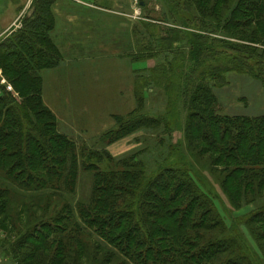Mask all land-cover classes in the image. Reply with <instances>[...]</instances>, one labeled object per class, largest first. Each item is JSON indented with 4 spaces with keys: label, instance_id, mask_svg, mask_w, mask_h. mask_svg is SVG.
Here are the masks:
<instances>
[{
    "label": "trees",
    "instance_id": "obj_1",
    "mask_svg": "<svg viewBox=\"0 0 264 264\" xmlns=\"http://www.w3.org/2000/svg\"><path fill=\"white\" fill-rule=\"evenodd\" d=\"M56 1L35 0L33 13L23 21V28L0 43L4 77L19 95L27 98L18 105L11 92L4 91L0 96V186L3 187H0V199L14 198L13 190L23 189L29 198L43 201L36 204L41 209L51 196V223L28 235L32 236V242L24 245L32 248L37 242L43 247L46 243L43 236H51V246L58 247L53 264H60L64 243L54 236L63 230L73 235L97 234L135 264H260L245 237L239 233L232 236L236 231L229 229L221 217L218 198L208 190L207 199L203 197L186 164L169 165L157 175L148 176L144 172L146 167L134 156L145 148L119 158L109 153L107 147L111 143L139 129L157 126L154 122L159 121L139 112V101L130 113L114 115L115 126L99 136L107 140L101 152L82 148L77 154L73 142L58 132V118L43 100L41 75L44 69L60 63V50L51 36ZM199 2L213 14L216 25L223 22L222 28L230 37L248 43L228 42L225 48H220L214 40L207 39L206 43L201 38H189L192 47L189 63L200 65L206 52L207 56L216 52L224 59L212 61L217 68L209 74L210 80L222 83L227 72L241 71L264 84V0H237L235 5L231 0ZM187 7L185 4L183 10ZM42 31L47 33L51 48L59 53L51 56V63L40 44L45 41ZM175 43L179 44V39H173L170 34L160 39V46L167 50ZM147 52L144 48L138 54ZM130 58L134 63V56ZM32 60L36 66L43 63L35 77L41 83L43 112L34 113L35 106H30L35 100L36 86L32 75L36 66L32 67ZM187 99H190L188 145L201 156H207L219 172L217 182L231 204L238 208L245 204L256 206L238 224L250 230L264 255V115H222L209 80L207 85L199 83ZM34 115L36 126L30 123ZM50 129L51 137H48ZM80 156L91 162H81ZM104 162L107 166L100 167ZM82 167L92 176L91 196L89 201L74 207L69 197L75 193ZM47 188L50 193L46 196ZM6 209V204L1 203L0 213L4 214ZM113 257L111 264L120 263L118 253ZM33 258V254L28 257Z\"/></svg>",
    "mask_w": 264,
    "mask_h": 264
},
{
    "label": "rangeland",
    "instance_id": "obj_2",
    "mask_svg": "<svg viewBox=\"0 0 264 264\" xmlns=\"http://www.w3.org/2000/svg\"><path fill=\"white\" fill-rule=\"evenodd\" d=\"M34 1L0 0V43L12 32H19L23 28V21L33 13L32 4ZM83 1L93 3L100 10L118 13L121 16V26L124 24L131 29L135 39L134 48L129 51L128 58L132 63L130 57L133 55L135 58L131 78L133 79L134 92L136 91L139 96L136 106L139 101L141 107L139 112L159 121L154 122L157 126L139 129L127 137L111 143L107 147L109 153L111 154L110 146L119 141L122 142L115 147V154H124L130 150L131 144H140V149H145L134 156L141 161L144 168L146 167L144 172L146 171L145 175L148 176L157 175L161 168L164 170L169 165L174 164L173 166L181 167L182 164H186L185 168L187 167V170H190L196 179L197 187L203 197L205 195L204 198L207 199L208 190L213 197L218 198L216 203L221 217L226 220L229 229L236 231L232 236H237L238 233L240 236H244L250 247L246 245L251 248L256 259L260 264H264V255L254 240L253 234L246 226L238 224V220L250 214L256 206L245 204L238 208L230 203L217 182L219 172L211 166L207 156H201L197 151H193L192 147L188 145L186 134L190 114V99H187V95L189 92H193L199 83L205 82L207 85V80L213 87L222 115L250 117L264 115V84L261 81L241 71L227 72L226 80L222 83L220 80H210L209 74L217 68V64L212 61L222 62L224 59L216 52L209 53V56L206 52L200 65L189 63L192 48L188 44L189 38H201L206 43L207 39L214 40L216 41L214 43L220 48H225L227 46L225 43L228 42L236 45H245L248 42L239 40L237 37H230L223 30L222 21L216 25L217 20L212 17L213 14L207 12V7L202 8L199 0H148L145 5H141V2L145 0ZM236 1L231 0V3L235 5ZM185 4L188 5L187 11L183 10ZM177 5H180L179 9ZM98 21H93L95 27L92 26V30L95 33L102 29ZM42 32L45 41H41L40 44L45 49L51 63V56L59 55V53L56 49L51 48L47 33ZM169 34L173 39L178 38L180 43H175L167 50L164 46H160V39ZM143 47L148 52L145 55L138 54L140 49L144 50ZM111 48L110 50H112ZM108 56L113 63L116 55L112 52ZM60 57L58 62L61 63L64 61L61 52ZM96 63L97 65L102 63L100 66L106 63L105 68L92 71L90 69V75L87 72L83 73V68L74 69L69 73L70 77L73 80H118L117 70L113 67L109 69L110 62L107 58L103 61L102 59L97 60ZM42 65L43 63L36 66L35 60H32V67L36 66L32 71L36 83L33 96L35 100L30 104L32 108L35 106L34 111L32 110L34 113L40 110L44 111L40 94L41 83L35 78L38 77L36 74H40ZM205 74L207 75L205 76ZM100 75H105V77H99ZM44 77L46 80L48 79L46 72ZM202 77L206 80H200ZM12 94L17 98L18 105L27 100L19 95L15 88ZM34 119H36L35 115L30 123L36 126L37 119L35 121ZM56 125L58 132L73 142L77 154L81 153L82 148L97 152L105 150L107 140H101L100 134L89 136L87 133L77 130L70 120L58 119ZM48 137H51V129ZM49 144L51 145V141ZM168 156L170 159L166 162ZM80 160L83 163L91 162L83 156H80ZM103 166H107V163L100 164V167ZM12 188L16 189V187ZM91 188L92 176L82 167L79 170L75 193L69 197L74 207H77L79 203L89 201ZM3 190L5 191V189ZM44 193L46 196L49 195L50 188H47ZM11 196L14 198L0 199V204L5 203L7 206L6 212L0 213V264H53L58 247L51 246V236H43L42 240L46 242L43 247L37 245V242L32 248L24 245V242H32L30 240L32 236L28 235L37 233L43 225L51 223V196L44 201L41 209L37 205L43 204V201L38 202V200L29 198V193L23 189L13 190ZM62 225H64V221ZM62 231H58L57 236H54L64 243V257L60 264H111L114 253H118L120 263L113 264H135L97 234L93 233L91 236L73 235ZM37 238L41 239V236ZM48 246L49 248L46 249ZM32 254L34 258L28 259Z\"/></svg>",
    "mask_w": 264,
    "mask_h": 264
},
{
    "label": "crops",
    "instance_id": "obj_3",
    "mask_svg": "<svg viewBox=\"0 0 264 264\" xmlns=\"http://www.w3.org/2000/svg\"><path fill=\"white\" fill-rule=\"evenodd\" d=\"M53 9L55 27L51 36L64 61L41 72L43 100L59 120H70L77 130L97 136L115 125L114 115L128 114L136 108L131 78L134 64L128 58L134 48L131 29L124 24L121 26L118 13L100 10L83 0H57ZM94 20H99L102 27L96 33L92 30ZM112 52L116 55L113 63L108 56ZM106 58L110 62L109 69L117 70L118 80H73L70 77L74 69L83 68L82 72L88 75L90 69L102 70L106 63L100 66L102 63L97 65L96 62ZM121 142L110 146L112 156L119 158L141 147L133 142L129 151L115 154V147Z\"/></svg>",
    "mask_w": 264,
    "mask_h": 264
},
{
    "label": "built area",
    "instance_id": "obj_4",
    "mask_svg": "<svg viewBox=\"0 0 264 264\" xmlns=\"http://www.w3.org/2000/svg\"><path fill=\"white\" fill-rule=\"evenodd\" d=\"M4 86V89L2 88ZM4 91L13 92L14 93V86L12 83L8 82L4 75L3 71L0 67V96L3 95Z\"/></svg>",
    "mask_w": 264,
    "mask_h": 264
},
{
    "label": "water",
    "instance_id": "obj_5",
    "mask_svg": "<svg viewBox=\"0 0 264 264\" xmlns=\"http://www.w3.org/2000/svg\"><path fill=\"white\" fill-rule=\"evenodd\" d=\"M146 2H148V0L141 2V5H145Z\"/></svg>",
    "mask_w": 264,
    "mask_h": 264
}]
</instances>
